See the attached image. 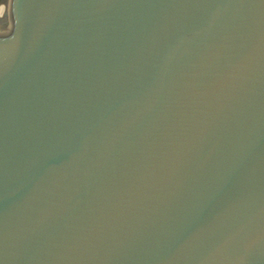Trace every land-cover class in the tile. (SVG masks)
Listing matches in <instances>:
<instances>
[{"label":"water","instance_id":"obj_1","mask_svg":"<svg viewBox=\"0 0 264 264\" xmlns=\"http://www.w3.org/2000/svg\"><path fill=\"white\" fill-rule=\"evenodd\" d=\"M0 264H264V0H0Z\"/></svg>","mask_w":264,"mask_h":264}]
</instances>
